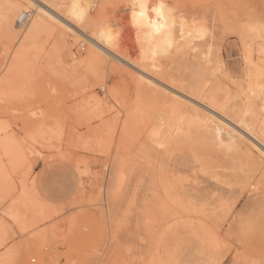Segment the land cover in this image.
I'll return each mask as SVG.
<instances>
[{"label":"rangeland","instance_id":"374dc122","mask_svg":"<svg viewBox=\"0 0 264 264\" xmlns=\"http://www.w3.org/2000/svg\"><path fill=\"white\" fill-rule=\"evenodd\" d=\"M209 1L214 4L225 34L221 42L224 65L215 81L226 89L234 90V86L245 79L244 46L256 50L259 48L257 46L264 45V0ZM56 20L60 23L54 19L47 20L49 35L38 43L42 49L38 47L31 57L20 61L23 70L20 73L22 76L23 73H35V76L41 74L43 78H50L58 92L47 96L46 101L39 106L36 104L35 110L24 109L17 98L12 99V93H6L7 98L6 94L0 98V123L3 124H0V137L7 134L15 136L26 150L20 153L23 157L20 156L17 167L0 155V171L4 172V179H0V191L10 184L9 186L16 185L15 188L18 186L20 192L22 186L25 189L32 184L30 190H26L32 192L34 207H41L39 213H42L38 216L44 215V223L41 222L33 231L24 232L6 214L11 201L0 203V221L3 223H0V264H264L263 166L260 165L261 161L251 143L244 139L249 136L232 121L222 118V122L221 116L212 117L208 111L205 114L196 109L200 112V118L208 121L207 127L200 134L201 142L188 143L190 146L183 144L184 148L181 145V153L179 147V152L174 150L176 145H168L171 142L166 143L168 146L163 143L160 144L162 147L156 145L160 140L156 141L149 136L152 135L151 126L144 128L141 113L139 115L132 108L135 91L144 88L147 83L133 75L132 71L128 72L127 68L125 70L118 65L116 75L108 82V86H119L120 89L123 87L124 91L127 90L125 98L133 109L132 114L138 115L137 119L140 117L138 120L133 119L134 122L128 125L132 132L129 128L126 129L130 131L125 132L126 137L120 141V147L117 135L124 115L115 102L104 97V92L98 86H92L93 83L86 81L88 72L76 62L79 53H83L82 50L78 53L82 40L77 39L76 30L71 24ZM49 25L54 28H49ZM0 37V80H12L14 77L7 75L4 69L6 63L13 60V51L10 49L14 48L16 41L7 35ZM54 49L55 53L52 51ZM7 54H11L10 57ZM172 67L173 64L168 63L165 68L168 70ZM164 93L166 92L159 91L161 96ZM28 117L35 119L29 120ZM38 118L45 121L43 125L45 131H48V137L45 133H35V138L30 139L24 131L28 130L30 133L29 130L36 125ZM110 127L112 132L107 130ZM52 129L55 131L51 132ZM98 132L103 136L107 132L113 133V136L110 133L107 136L112 137L113 141L109 142L112 141L115 145L107 146V139L103 146L96 144L100 142L99 139L96 143L94 141ZM223 137L235 141L236 147L229 152L221 149L218 142ZM101 138L104 139L102 136ZM165 140L163 138L162 141ZM250 141L255 142L253 139ZM185 145L191 149L197 146L201 150H194L195 155L198 152L201 154V159L196 156L199 162ZM165 146L174 148L173 153L171 148L168 150ZM115 161L119 164L118 170L122 174L124 172L125 180L121 193L110 206L105 196V184L108 179L106 177L109 176L108 169ZM254 161L258 163L255 164ZM252 162L253 167L256 165L260 168L250 170L248 165L252 166ZM3 165L7 168L1 167ZM165 169L167 172L172 171L180 182L173 189L175 193L170 195L179 200L188 198L192 200L194 207H204V225L209 223L214 227L217 231L214 230L215 234L221 238L219 240L228 242V247L219 248L217 244H208L201 228L188 224L187 219L196 220L198 217L184 213L182 208L169 202V196L162 192L161 186L173 183L174 179L168 173L160 179ZM5 171H9L12 178ZM194 198L197 199L196 203ZM203 200L209 202L206 201V205H203ZM55 206L60 208L58 212L55 211ZM34 215L37 216V212ZM54 222L56 224L53 225ZM2 226L5 227L4 233ZM211 227L208 225L207 228ZM50 228L53 229L49 230ZM58 228L63 229L58 231ZM40 232H43L42 238L45 240L46 237V242L41 239ZM56 234L58 237H55ZM50 235L55 236L52 238ZM3 238L7 247H4Z\"/></svg>","mask_w":264,"mask_h":264},{"label":"bare ground","instance_id":"6f19581e","mask_svg":"<svg viewBox=\"0 0 264 264\" xmlns=\"http://www.w3.org/2000/svg\"><path fill=\"white\" fill-rule=\"evenodd\" d=\"M141 2L147 4L148 6L147 16L149 20L156 21L157 24L164 25V27L160 28L159 31L155 30L144 20H140L138 23L133 22V11L139 13V4ZM134 4L136 5L135 8L133 7ZM160 5H164L163 9H161L164 15L163 20L157 17L156 13L153 11L154 8H158ZM48 19H54L55 22L58 23H60V21H57L56 19H60L65 21V23L67 22L71 24L76 30L77 39L82 40L80 42L81 44H79L81 49L78 53L81 52V50L83 53H79L76 62L78 61L80 67L88 72L87 77L85 76L86 74L84 75L86 81L93 83L92 86H98L104 92V97L115 102L121 110V114L124 115V122H121L120 133L119 135L115 134V136H118L117 142L120 147L122 146V142L120 141H122L123 137H126L125 132L128 133L130 130L132 132V129H130L131 127L129 128L128 125L133 121V119H140V117L137 119L138 115L135 116L132 114L134 108L137 113H141V123L144 122L142 126L144 128H150L151 126L152 130L150 129V133H152V135H149L150 137L153 139L155 138L154 140L156 141H162L163 138L166 139L161 143L160 141L157 142L156 145L162 147L166 143L168 144L169 142H173V144H168L171 146L176 145L175 149L169 146L173 153V149L178 151L182 147L184 148L183 144L192 142L196 143L198 141L201 142L202 137L200 134H202L203 129L207 127L206 122L208 121H204L205 118H200V112L197 111L200 109L199 111H202L205 114H208L206 113L208 111L209 114H212V117H214L213 115H215V117L216 115H219L221 116V119L225 118V120L228 119L229 121L239 125V127L250 138L249 139L247 137L244 139H246L248 143H251L254 152L257 153L258 159L261 161H259L260 165L263 166L261 177L264 179V157L261 155L262 151H264V45L257 46L259 48L256 50H253L248 46H244L243 61L245 62V79L242 83L240 82V84L235 85L234 90L226 89L223 85L215 81V78H217L219 73L222 72L224 65L222 60L223 55L221 54V42L225 34L214 10V4H212L211 1L0 0V36L7 35L8 38H13V41H16V44L13 43L15 45L12 44L14 48L12 47L10 49L13 51V60L11 59L9 63H6L4 69L7 75L13 76L14 78L12 80H0V98L6 93H12V99L13 97L17 98L18 102L24 107V109L27 110L34 109L37 107L36 104L39 106L44 103L47 96L49 97L50 95L58 92V88L54 86V82H52L50 78H43L41 74L39 75L38 73L37 74L39 76H35V73H33V75H25L23 73L22 76V73H20V71H23L21 70L22 64L20 61L25 58H29V56L31 57L34 53H36L39 49L38 47H40L38 46V43L43 41L46 35H49L50 29L47 27ZM51 26L49 25V28ZM52 27L54 28V26ZM16 28L21 30L18 31ZM101 33H104L105 35L102 36ZM109 34L112 38L111 41L108 39ZM261 44H263V42H261ZM40 48L42 49V47ZM52 51L53 53L56 52L55 49ZM7 55L10 57L9 54ZM168 63H172L173 67L166 70L165 67ZM71 65L74 66V64ZM118 65L121 67L123 66L125 70L128 69V72L132 71L133 75L143 79V81L145 80L144 82L151 86L149 87L145 85L144 88H139L135 91L134 101L132 103L133 109L125 98V92L127 93V90L124 91L122 87V91L118 85H116L118 88L108 86V82L116 75V68ZM26 69L28 70L29 68ZM123 86L125 87L126 85ZM159 91L160 93L161 91L166 93L161 96V94L159 95ZM10 96L11 95H9V97ZM96 101L98 102L97 98ZM5 102H7V99H5ZM11 103L12 101L10 102V105ZM201 108L206 111L204 112ZM67 111H69V109ZM32 119L29 118V120ZM41 119L43 118L41 117ZM144 119L147 124L143 121ZM223 119L221 120L222 122H224ZM39 120L40 118H38V122H35L36 125L29 130L31 131L30 133H28V130L24 131L25 133L27 132L26 136L30 139L35 138V133L47 134L48 132L45 131V126L43 125L45 121ZM144 124L147 125V127H145ZM52 125H54V123ZM4 127L6 128V126ZM127 128L130 130L127 131ZM107 130H111L112 132L111 127ZM52 131L55 130L52 129L51 132ZM111 132H107V134L110 133V135L113 136V133L111 134ZM133 132H135V130H133ZM93 134L96 135V133ZM107 134L103 136L100 132H98L96 139L93 135L95 143L96 140L99 139L98 141L100 142L97 141L98 143L96 144L103 146L105 145V139H107V146L110 147L115 145L112 144V137L109 138ZM45 136L48 137V134ZM101 136L104 139H102ZM160 138H162V140ZM251 139L255 142L252 143L250 141ZM110 140L112 141L109 142ZM162 143L163 145H160ZM236 144L237 143L235 141H232L227 137L221 138L218 142V146L225 152L233 150L236 147ZM188 145L190 146V144ZM188 145L185 146L189 149L190 153L192 152L191 154L195 155L194 152L199 148L196 146V148L191 149ZM167 146H165V148L171 150L170 148H167ZM238 146H241V144L238 143ZM115 149H117V147H115ZM22 151H26L24 150L23 143L16 139L15 136L7 134L0 137V155L2 157H6L11 162L12 166H18L20 156L23 157L20 154L23 153ZM179 151L180 153L181 151L183 152L182 149ZM199 151L201 150L199 149ZM196 156L201 159L200 152L195 155L197 160L198 157ZM62 159L65 158L62 157ZM116 160H118L117 157ZM254 163L252 162V166L248 165L250 170L252 168L258 169L259 166L257 167L254 165L255 167H253ZM256 163L258 162L256 161ZM112 164L114 166L110 165V168L108 169L109 176L106 177L108 178L107 184H105V186L107 185L105 196L107 197V203L110 206L114 203L119 192L121 193L120 190L122 188V183L125 180L124 172L122 174V172L119 171L118 162L115 161ZM0 165H2L1 162ZM1 167L5 168L6 165ZM17 171L15 170V172ZM171 172L170 170L167 172L166 169L162 171L160 179H163L166 173L171 174L174 179L173 183H170L169 185H167V183L162 184V192L169 196V202L171 204L175 205L177 208H182L183 212L186 214H194L198 217L196 220L187 219V221H189L188 224L200 227L204 233L205 241H207V243L209 242L210 245L212 244L215 246L217 243L214 240H219L221 238L215 234V228H212L209 223L207 224L211 228H207L208 225H204L206 222L203 221L202 218H205L206 216V209L204 207H194V204L191 203L192 200H189L188 198L183 197L179 200L177 197L170 195L175 193L173 189L177 183H180L175 174ZM3 173L4 172L0 171V179H4ZM5 174L9 177L11 176L9 175V171L7 173L5 171ZM17 174L15 173V175ZM10 178H12V176ZM10 180L11 179H9V181ZM9 185L10 184L6 185L7 189L5 187L0 191V203H3L5 200L8 202L11 201L10 208L6 213L8 218L15 223V225L17 224L20 230L24 232L33 231L41 222H43L42 217L44 218V215H40L41 218L38 216V214L42 213H39V211H41V207L40 205L34 207V201L31 198L32 192L30 193L26 190L27 188L30 190L29 187L32 184H30L29 187L27 186L25 189L24 186H22L23 189L20 192L19 189H17L19 188L18 186L15 188L16 185ZM34 196L36 197V195H33V197ZM197 199L195 201L193 200L194 203H196ZM36 200H38V198H36ZM198 201L201 202V199ZM206 201L209 202V200ZM206 201H202L203 205H206ZM59 209L56 207L55 211L58 212ZM33 212H37V216L34 215ZM52 213L54 214V210ZM56 215L57 214H55V218ZM150 215H152V213ZM49 217L47 216V218ZM85 217H87L86 214ZM107 218H109V216ZM143 221L144 218L142 223ZM56 222L59 221L57 220ZM62 222L64 223V221ZM0 223L3 225L1 221ZM52 224L54 225L56 223L54 222ZM43 225L45 224H42V226ZM80 225L84 226L81 222ZM60 228H58V231L63 229ZM2 229L4 233L5 227L2 226ZM51 229L53 228H50L49 230ZM53 231L55 232V230ZM51 232L52 231L49 233ZM62 233L64 234V232ZM0 234H2L1 228ZM39 235L41 236V239H43V232H40ZM39 235L37 238H39ZM35 237L33 238L35 239ZM49 237L52 236L50 235ZM55 237H58L57 234ZM41 239L38 241L40 242ZM3 240L4 238L2 239V242L5 244V240ZM44 241L46 242V237ZM219 241L223 242L222 240ZM0 249H2L1 246ZM2 258L5 259L6 257Z\"/></svg>","mask_w":264,"mask_h":264},{"label":"snow or ice","instance_id":"6c2138e0","mask_svg":"<svg viewBox=\"0 0 264 264\" xmlns=\"http://www.w3.org/2000/svg\"><path fill=\"white\" fill-rule=\"evenodd\" d=\"M135 4L133 5V7L135 8ZM147 4L141 2L139 4V8H140V11L139 13H136L135 11H133V14H132V18H133V22L134 23H138L140 20H144L145 22L149 23L155 30L159 31L160 28L164 27L163 24H157L156 21H151L149 20L148 16H147ZM164 5H160L158 8H154L153 11L156 13L157 17H159L161 20L164 19V15L161 11V9H163ZM79 18V17H78ZM262 27H264V25H262ZM101 35H105L104 33H101ZM108 39L111 41V36L110 34L108 35ZM262 157H264V151H262L261 153ZM7 239V233H5V240ZM217 243V246H224V247H228V242H221L219 240L216 241ZM4 247H7V244L5 243L4 244Z\"/></svg>","mask_w":264,"mask_h":264}]
</instances>
